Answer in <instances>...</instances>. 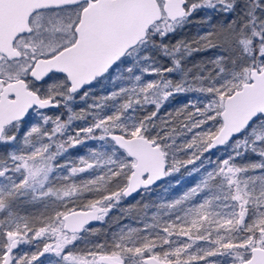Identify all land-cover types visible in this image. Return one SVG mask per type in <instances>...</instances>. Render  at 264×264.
Instances as JSON below:
<instances>
[{"label": "snow or ice", "instance_id": "6c2138e0", "mask_svg": "<svg viewBox=\"0 0 264 264\" xmlns=\"http://www.w3.org/2000/svg\"><path fill=\"white\" fill-rule=\"evenodd\" d=\"M202 10L208 30L172 43ZM0 148V264H264V0H0ZM182 169L198 182L141 227L89 238ZM25 198L43 211L21 215Z\"/></svg>", "mask_w": 264, "mask_h": 264}, {"label": "trees", "instance_id": "16d2710c", "mask_svg": "<svg viewBox=\"0 0 264 264\" xmlns=\"http://www.w3.org/2000/svg\"><path fill=\"white\" fill-rule=\"evenodd\" d=\"M212 13L209 10H202L198 13L193 15L192 23L185 26V28L171 37L172 43H175L177 40L180 39H191L195 37L198 33H203L208 30L209 25L204 23V19L207 16H211ZM225 18L223 17H214V23H223ZM216 50H210L208 52H200L188 57L187 60L184 62V66L186 68H191L190 76L196 75L200 68L193 67V65H200L204 68H210L211 65L207 64V61L211 59ZM161 62L168 66L171 64V61L167 58L161 57ZM155 77L152 76H145V80H151ZM172 78L174 80L179 79V74L173 73ZM115 80V78H114ZM122 81L115 80L114 83H110L108 81H104L103 84L98 86L97 88L93 89V93L96 97L103 96L108 91L113 90L114 88L118 87ZM199 96V93H188L187 95H178L175 99L171 100L169 103H166L165 106L161 109V114L166 111H174L175 109L181 107L186 101L195 99ZM91 103V101H88ZM74 110L79 111L82 108H85L86 105L84 102L77 101L74 104ZM64 109H58L57 111H53L54 113L64 112ZM66 113L65 117L66 118ZM87 121H76L73 127L76 126H84ZM99 142L97 141H88L84 145L77 146L70 150L69 158L75 160L78 156L86 155L88 148L97 146ZM6 149L0 148V155H3ZM218 151V150H217ZM217 151H214L217 152ZM221 155L224 153L221 152ZM182 155V154H181ZM199 163V162H197ZM192 166H189V169ZM186 169H182L180 173L175 174L173 177L167 178L165 181L159 184V186L153 187V190L147 194L141 195L140 193L137 194L132 200H122L120 206L118 208H114L105 218L103 222H97L90 227L96 229L99 235H94L89 237L93 241H100L103 242L106 239H109L113 233H116L121 227L128 226V227H141L142 222L146 219L144 213L147 212L148 216H151L156 211V205L161 203L164 200H170L174 198L180 192L186 190L187 188L191 187L193 184L198 182L199 173H194L193 175L189 176L187 174ZM84 177H87L88 174H83ZM79 179V178H77ZM180 180L179 187L175 186V180ZM167 189V191H166ZM147 204L149 207L144 209V205ZM15 210L19 212L21 215L24 214H31V215H39L43 211V207L40 204H33L29 203L27 199H22L17 201L15 204ZM24 250L33 251L35 250L31 246L24 245L22 247ZM52 259V257L46 255L45 257H41L40 262L37 264H48V261ZM219 259L226 260L227 258L221 257Z\"/></svg>", "mask_w": 264, "mask_h": 264}, {"label": "water", "instance_id": "95a60500", "mask_svg": "<svg viewBox=\"0 0 264 264\" xmlns=\"http://www.w3.org/2000/svg\"><path fill=\"white\" fill-rule=\"evenodd\" d=\"M214 151H217V150L214 149L213 152H214ZM160 183H162V181L157 182V185H154L153 187L159 186ZM137 194H139V193H134L132 196L125 198V200H126V201H127V200H132V199H134L135 197H137ZM95 223H97V222H93L91 225H94ZM91 225H90V226H91Z\"/></svg>", "mask_w": 264, "mask_h": 264}, {"label": "flooded vegetation", "instance_id": "af4514ba", "mask_svg": "<svg viewBox=\"0 0 264 264\" xmlns=\"http://www.w3.org/2000/svg\"><path fill=\"white\" fill-rule=\"evenodd\" d=\"M53 111H57L56 109H54Z\"/></svg>", "mask_w": 264, "mask_h": 264}, {"label": "rangeland", "instance_id": "374dc122", "mask_svg": "<svg viewBox=\"0 0 264 264\" xmlns=\"http://www.w3.org/2000/svg\"><path fill=\"white\" fill-rule=\"evenodd\" d=\"M23 247V246H22Z\"/></svg>", "mask_w": 264, "mask_h": 264}]
</instances>
